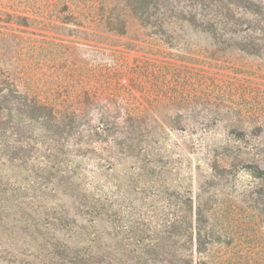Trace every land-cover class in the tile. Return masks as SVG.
Returning <instances> with one entry per match:
<instances>
[{"label":"rangeland","instance_id":"rangeland-1","mask_svg":"<svg viewBox=\"0 0 264 264\" xmlns=\"http://www.w3.org/2000/svg\"><path fill=\"white\" fill-rule=\"evenodd\" d=\"M99 7L0 0V264H264V46L236 44L251 15L159 38Z\"/></svg>","mask_w":264,"mask_h":264},{"label":"trees","instance_id":"trees-1","mask_svg":"<svg viewBox=\"0 0 264 264\" xmlns=\"http://www.w3.org/2000/svg\"><path fill=\"white\" fill-rule=\"evenodd\" d=\"M105 1H113L114 4L108 6L104 4ZM99 4L97 15L101 20L106 21V25L115 33L120 35L126 33V17L130 15L141 27L149 29L147 35H155L159 38L165 34V25L175 21L187 22L192 27L213 33L212 35L218 30V26H223L222 30L225 31L223 33L235 34L237 32L229 31L228 25L231 11L237 9L240 19H243V13L251 15L247 21L248 29L254 22L253 28H257L259 32L257 37L236 43L237 46L240 45L241 49L248 52L264 46V22L258 19V15L264 16V12L259 4L251 0H99ZM66 251L65 260L69 264H128L129 262L126 259L114 258L103 261L99 258H86L78 250L66 248ZM163 261L169 264L178 262L171 258L160 260V263Z\"/></svg>","mask_w":264,"mask_h":264}]
</instances>
